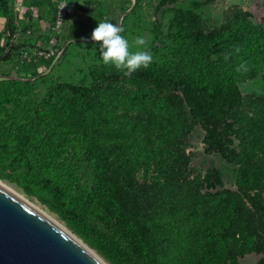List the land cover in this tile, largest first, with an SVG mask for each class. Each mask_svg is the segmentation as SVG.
I'll list each match as a JSON object with an SVG mask.
<instances>
[{"label": "trees", "instance_id": "trees-1", "mask_svg": "<svg viewBox=\"0 0 264 264\" xmlns=\"http://www.w3.org/2000/svg\"><path fill=\"white\" fill-rule=\"evenodd\" d=\"M199 6L200 2L190 8L169 6L170 44L164 46V59L132 74L179 92L199 119L206 148L228 161L240 156L246 162L235 190L202 191L205 178L215 175L212 169L202 179L190 178L182 167L188 157L178 149L179 142L174 140L173 148L165 151L152 149L138 123L118 114L112 99L106 104L104 86L115 83L124 72L103 63L99 42L93 41L100 63L89 69L90 85L58 82L35 101L30 78L40 74L36 62L26 60L28 75L6 73L2 76L13 77L0 79V116H4L0 117V178L55 212L110 264H179L171 254L189 246L194 250L185 254L189 264H199L198 256L208 264H225L245 253L264 254L260 234L264 144L258 135L264 103L255 118L234 110L242 98L238 81L253 79L262 69L264 27L238 16L214 32L190 30L188 26L199 22ZM0 10L4 30L13 40L16 14L7 0H0ZM159 25L158 21L153 25L155 38L160 35ZM9 57L10 48L0 60ZM242 63L248 71H237ZM160 109L167 116L176 114L172 99ZM229 119L246 124L234 133L242 146L239 155L229 147ZM171 131L177 138L187 132L184 127ZM258 150L261 154L256 156ZM150 154L159 179L151 210L138 212L128 201L125 184ZM82 162L93 168L90 186L82 184ZM161 196L166 202H161ZM176 196L180 200H174ZM256 264H263V258Z\"/></svg>", "mask_w": 264, "mask_h": 264}, {"label": "rangeland", "instance_id": "rangeland-1", "mask_svg": "<svg viewBox=\"0 0 264 264\" xmlns=\"http://www.w3.org/2000/svg\"><path fill=\"white\" fill-rule=\"evenodd\" d=\"M159 1L69 0L64 16L61 17L60 23L56 24L59 16L56 2L53 0H20L23 5L17 10L14 9L16 0H7L11 10L20 12L21 16L16 17L17 35L13 40L8 38L5 27L2 28V23H0V55L7 49H11V57L7 60H0V79L6 73L28 75V70H25L22 47H25L28 55L33 54L38 47L50 56L47 59L36 57V70L40 75L32 76L30 79L33 86L31 97L35 101H40L46 96L48 88L58 82L90 85L89 69L100 63L91 33L99 22L106 21L122 23L124 31L121 35L128 39L130 44L137 37H143L147 41L146 49L143 47L138 49L134 46L132 50H148L152 54V62H160L165 57L164 46L170 44L167 27L172 16L169 6L172 5L190 8L193 3L200 2V6L196 9L199 22L188 26L190 30L200 33L214 32L238 16L264 27V0H178L174 4L163 5H160ZM28 11L31 12L30 15H27ZM122 13L124 15L120 18ZM155 21L160 23L158 38L153 35ZM48 61L49 65H47ZM149 79L136 74L122 75L115 83L104 86L103 96L106 104L112 99L111 106L118 114L138 123L144 142L152 149L165 151L173 148L174 140L179 142L178 149L188 157L187 165L182 164V167H186L190 178L202 179L212 169L215 175L205 178L202 191L237 189L238 172L242 166L246 165V162L240 156L228 161L219 152L207 149L203 142L204 131L199 119L189 111L184 97L168 86H155ZM238 86L242 98L234 110L248 118H255L257 110L264 103V58L260 73L253 79L238 81ZM168 99L174 100L175 115H164L160 109V105ZM7 107L10 109V106ZM0 117L4 118L3 114ZM227 123L229 124L228 130H230L228 138L231 139L229 147L239 155L242 153V146L234 133L239 129H245L246 124H238L231 119L227 120ZM262 125V130L258 132V135L264 144V119ZM174 127H184L187 132L177 138L171 131ZM260 154L258 150L256 156ZM142 160L143 165L125 184L128 201L138 212L151 210L150 203L154 198L156 182L159 179L151 154L144 156ZM80 166L82 184L90 186L93 180V168L86 162H82ZM0 180L36 202L78 239H81L55 212L49 210L34 196L25 193L16 184L6 179L0 178ZM262 197L264 198V191ZM166 199L161 196V202H166ZM173 199L180 200L178 196ZM153 208L159 212L163 210L156 206ZM260 234L261 241H263L262 248H264V227ZM81 241L98 257H101L105 264H110L94 247L82 239ZM251 241L255 242L256 239L252 238ZM187 250L194 254L192 246H189L184 250H175L171 254L172 259L178 261L179 264H189L185 258ZM261 258L264 264L263 253L249 252L236 259H228L225 264H256ZM198 262L208 264L201 261L199 256Z\"/></svg>", "mask_w": 264, "mask_h": 264}, {"label": "water", "instance_id": "water-1", "mask_svg": "<svg viewBox=\"0 0 264 264\" xmlns=\"http://www.w3.org/2000/svg\"><path fill=\"white\" fill-rule=\"evenodd\" d=\"M0 264L103 263L45 214L0 184Z\"/></svg>", "mask_w": 264, "mask_h": 264}, {"label": "clouds", "instance_id": "clouds-1", "mask_svg": "<svg viewBox=\"0 0 264 264\" xmlns=\"http://www.w3.org/2000/svg\"><path fill=\"white\" fill-rule=\"evenodd\" d=\"M69 0H64L61 8L65 7ZM60 8V9H61ZM124 28L121 24L110 22H99L92 30L91 39L99 42V50L102 61L105 65H111L116 70L123 71L126 76H130L141 68H147L152 62V54L148 50H135L143 47L146 49L147 41L143 37H137L132 44L129 43L121 33ZM235 52L239 53L241 49L236 47ZM230 55V54H229ZM228 55L225 56V59ZM248 71L245 64H241L237 71Z\"/></svg>", "mask_w": 264, "mask_h": 264}, {"label": "bare ground", "instance_id": "bare-ground-1", "mask_svg": "<svg viewBox=\"0 0 264 264\" xmlns=\"http://www.w3.org/2000/svg\"><path fill=\"white\" fill-rule=\"evenodd\" d=\"M0 184H2L4 187H6L8 190H10L11 192H13L15 195H17L18 197H20L21 199H23L24 201H26L27 203H29L30 205H32L33 207H35L36 209H38L39 211H41L43 214H45L49 219H51L55 224H57L60 228H62L64 231H66L69 235H71L73 237V239H76L78 242H80L83 246H85L92 254H94L96 256V258H98L103 264L104 261H102L101 257H98L95 252L92 251V249H90L85 243H83L81 241V239H78V237L73 234L69 229H67L63 224L60 223V221H58L57 219H55L53 217V215L51 216V214H49L47 211H45L40 205H38L36 202L32 201L31 199H29L26 195H24L22 192H20L19 190L15 189L14 187L5 184V182H3L2 180H0Z\"/></svg>", "mask_w": 264, "mask_h": 264}, {"label": "built area", "instance_id": "built-area-1", "mask_svg": "<svg viewBox=\"0 0 264 264\" xmlns=\"http://www.w3.org/2000/svg\"><path fill=\"white\" fill-rule=\"evenodd\" d=\"M53 1L56 2L57 13H58V16H59L58 19H57V23L56 24H58V23H60L61 17H63L64 14H65L66 6L61 8V5L64 3V0H53ZM16 35H17V32L14 34V36H16ZM36 48L38 50L34 51V53L30 54V55H28V52L26 50H23L22 51V55H23L24 59L27 60V61H35L37 56L45 58V59H47L50 56V54L44 53L42 50H39L38 47H36Z\"/></svg>", "mask_w": 264, "mask_h": 264}, {"label": "crops", "instance_id": "crops-1", "mask_svg": "<svg viewBox=\"0 0 264 264\" xmlns=\"http://www.w3.org/2000/svg\"><path fill=\"white\" fill-rule=\"evenodd\" d=\"M23 4H22V2H20V0H16V5H15V10H17V9H19V7H21ZM14 13L16 14V17L18 16V17H20L21 15H20V12H16V11H14ZM5 18H4V16L2 15V13L0 12V23H2V28H4V25H5Z\"/></svg>", "mask_w": 264, "mask_h": 264}]
</instances>
